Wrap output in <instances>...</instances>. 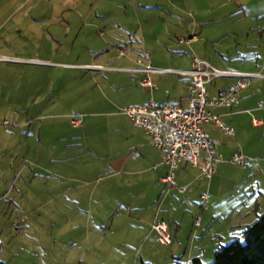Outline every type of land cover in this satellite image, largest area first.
I'll use <instances>...</instances> for the list:
<instances>
[{
    "label": "rangeland",
    "instance_id": "374dc122",
    "mask_svg": "<svg viewBox=\"0 0 264 264\" xmlns=\"http://www.w3.org/2000/svg\"><path fill=\"white\" fill-rule=\"evenodd\" d=\"M17 4L22 3L15 1ZM29 5L36 10L34 19L25 15ZM116 5L115 0H29L5 21L0 19L1 52L42 62L16 66L13 71L0 63L1 104L15 99L12 110L19 106L28 110L22 119L15 118L17 112L11 110L3 119L15 125L1 126L17 130L23 140H33L41 154L32 163L20 159L23 173L18 180L0 179V195L8 189L0 201V261L4 264H186L194 243L203 246L202 263L211 264L213 251L230 239L214 237L211 221L217 218L215 214L209 217V209L221 205L228 210L252 193L248 182H254V172L248 181V174L239 172L245 167L229 164L225 179L213 185L218 197L214 202L209 199L208 210L191 206L200 220L202 217L198 228L190 224L192 203L174 191L166 194L168 188L157 179L127 173L107 178L116 171L110 168V161L137 154L136 143L144 139L140 129L119 111L124 106L122 100L113 108L122 115L101 114L98 106V101L118 92L107 89L109 93L103 95L100 86L105 79L114 74L123 81V71L116 74L105 69L120 64L110 59L118 49L104 43L114 35L113 22L119 20ZM243 10L263 13L264 0H251ZM39 89L45 97L40 102V97L34 96ZM122 95L134 99L132 92ZM73 119H79L80 124L73 125ZM247 134V146L259 145L264 151V131L248 129ZM61 148L63 167L50 164L49 155ZM40 156L44 162L39 161ZM47 165L50 171H62L63 179L48 176ZM29 168L32 176L26 180ZM256 178L262 182L261 177ZM139 189L144 196L136 195ZM164 196L176 201L174 204L183 203L174 214L177 220L183 219V225L174 238L170 234L169 245L155 240L149 223L156 214L171 226V201H164ZM130 204L144 209L143 219L138 221L137 210L126 211ZM256 204L263 212L264 197ZM233 238L242 242V236Z\"/></svg>",
    "mask_w": 264,
    "mask_h": 264
},
{
    "label": "crops",
    "instance_id": "0c3cea01",
    "mask_svg": "<svg viewBox=\"0 0 264 264\" xmlns=\"http://www.w3.org/2000/svg\"><path fill=\"white\" fill-rule=\"evenodd\" d=\"M15 1L22 4L15 5ZM249 1L251 0H115L118 10H116V17L119 20L113 22L115 28L112 31H115L112 34L114 35L105 40L104 43L118 49V53L110 59L120 64L105 69L111 70L116 74L119 71H123V73H120L123 76V81L117 79L119 77H115L114 74L107 80L105 79V82L100 86L102 93H104L103 95H105V91L108 92L107 89H117L118 92L114 93L113 96L108 95L109 98L106 97L98 101V106L100 105L101 107L100 113L111 117L122 115L118 113V110L115 111L113 109L118 100L123 101L121 102L124 105L122 107L144 103L149 98H152L157 104L173 103L184 107L187 100L186 85L190 82V76L168 72L167 70L186 71L190 68L193 57L204 59L221 70L258 74V76L251 78L248 86L238 94V105L236 107L211 108L212 113L219 115L225 123L233 127L234 134L232 136L224 134L211 122L203 125L205 132L218 141L215 151L220 153L223 158L222 162L216 164V170L209 180L201 176L198 168L181 165L174 170L173 178L178 186L186 187L183 193H178L174 188H168L161 183L159 178L166 174L167 168L160 163V152L149 144L147 136L138 127L144 139H140L136 143L134 151L137 154H129L121 161H110L112 166L110 168L116 169V171L107 172V178L112 177L114 174L126 173L138 178L142 175H147L154 180L157 179L163 187L168 188L166 194L174 191L177 196L183 195L188 202L192 203L189 206L191 209V223L190 221L189 223L191 227H194L193 217L196 216L197 211L194 212L191 206H194L196 210L199 209L200 195L205 192L209 195L208 201L209 199H212L213 202L216 200L218 194H215L213 185L218 180L225 179V168L230 164L228 162L230 155L235 151H240L244 156L253 158V162L243 166L246 170L239 171L241 174L244 171L245 174H248V181H250V173L254 172V182H248L252 193L246 199L250 198L251 200L249 199L246 202L243 199L242 204L240 202L233 204L228 210L218 205L216 210L212 207L208 211L209 217L215 214V218L218 220H210L214 225V237L222 238L225 235L230 240L233 237L242 236L244 227L252 223L257 215L261 213V207L256 203L257 200H261L264 197V151L259 149V145H253L250 148L247 146L250 140L249 134H247L248 129L264 131V12H245L243 7ZM28 2L29 0H0L1 21H5L13 12L20 11ZM10 9L11 11L5 15ZM34 10V6L29 5L25 15H32L34 19V13H36V10ZM42 13L44 14V12ZM228 17L231 18L227 20ZM223 20H227L226 22L228 23L223 22ZM190 35H194V37L189 38ZM180 38H189V40L180 42L178 40ZM2 48H0V56L4 57V59H0V63L6 64L9 71H13L16 66L42 64L40 61L21 58L18 55H7L1 52ZM123 51L128 52L124 53ZM144 53H147V57L144 56ZM146 65H149L153 70L147 73L138 70ZM144 77H148L155 87L142 86L140 81ZM233 80V77H221L213 80L207 85L208 94L214 95L218 93L232 83ZM99 85L101 84L99 83ZM121 90L125 92H121ZM37 92L39 94L37 93L34 96L40 97V102L45 98L44 93H40V89ZM131 92L134 93V99L130 98L128 100L122 95ZM17 96L13 98H17ZM121 96L124 97L119 99ZM1 99L2 93L0 92V120L4 118V115L9 114L16 104L15 99L1 104ZM24 108L19 106V108L12 110L13 113L17 112L14 117L17 119L21 117L22 119L23 113L27 115V109L22 111ZM252 120H255L256 123L252 124ZM1 125L0 179L4 177L10 179L12 177L18 180L20 174L23 173V169H20V159L23 161L27 159L32 163L33 159L36 160L35 156L41 154L38 150L36 151V145L33 140H23L24 137L20 138L17 130L4 128ZM260 152H262V156L259 155ZM49 157L50 164L56 163L59 167H63L62 148L59 149L58 153L50 154ZM39 161L44 162L41 156ZM46 167L45 171L48 176L63 179L62 171H50L51 168L49 166L48 168ZM243 167L238 166L237 168L243 169ZM25 175H27L26 180L32 176L31 168H29L28 172L26 170ZM257 176L262 178V182L257 181ZM9 179L6 181V185L10 184ZM98 179V181H101L102 177H98ZM147 183L149 184L150 182ZM6 191L8 192V189ZM6 191L0 195V201L4 199ZM138 191L140 192L138 193ZM138 191L136 195H143L142 190L139 189ZM253 197L254 199L252 200ZM167 198L168 196H164L163 199L164 201H171L170 211L168 210L171 226L163 218H158L156 214H154L149 223L155 218L163 220L174 238L181 231L183 219L177 220L176 215H174L179 204H174L176 201ZM182 204L181 206L179 205L180 208L183 206ZM125 209L126 211L137 210L138 221L143 219L142 213L144 209L140 206L133 208L132 204H130ZM233 213L236 214L233 216ZM190 215L186 218L189 219ZM231 215L233 217H230ZM123 216L126 218L127 215L124 213ZM201 225L202 217L198 228ZM202 248L203 246L194 243L186 263L193 257H199L202 261L204 255Z\"/></svg>",
    "mask_w": 264,
    "mask_h": 264
},
{
    "label": "built area",
    "instance_id": "2783aa9c",
    "mask_svg": "<svg viewBox=\"0 0 264 264\" xmlns=\"http://www.w3.org/2000/svg\"><path fill=\"white\" fill-rule=\"evenodd\" d=\"M194 37L190 35L189 38ZM189 38H180V42H187ZM147 57V53H144ZM4 59V57H0ZM142 72H150L153 69L146 65L138 69ZM187 74L190 82L186 85L187 100L184 107L173 103L157 104L152 98L144 103L132 104L119 109L136 127L140 128L148 138L149 144L161 154L160 163L165 165L167 172L159 178V181L168 188H174L178 193L186 190L185 186H178L173 178V172L181 165H189L198 168L200 174L209 180L216 170V164L222 162V155L215 151L218 145L216 139L211 138L203 129L207 122L213 123L224 134L232 136L233 127L225 123L221 117L211 112L214 107L232 108L238 105V94L249 84L251 78L258 76L257 73L221 70L212 66L204 59L193 57L190 68L183 70H167ZM221 77H233L232 83L214 95H209L207 85ZM140 84L144 87L153 88L148 77H144ZM256 121L252 120V124ZM0 124L15 125L7 119ZM72 124L78 126L79 119H73ZM253 158L244 156L240 151L233 152L228 162L234 166L243 167L253 162ZM209 195H200L199 208H207ZM200 216L193 217V226L198 227ZM151 229L155 234V240L162 245L171 243V235L167 224L160 219L151 223ZM190 259L187 261V263Z\"/></svg>",
    "mask_w": 264,
    "mask_h": 264
},
{
    "label": "trees",
    "instance_id": "16d2710c",
    "mask_svg": "<svg viewBox=\"0 0 264 264\" xmlns=\"http://www.w3.org/2000/svg\"><path fill=\"white\" fill-rule=\"evenodd\" d=\"M186 264L203 263L199 257H193ZM211 264H264V211L244 227L242 242L233 238L214 250Z\"/></svg>",
    "mask_w": 264,
    "mask_h": 264
}]
</instances>
